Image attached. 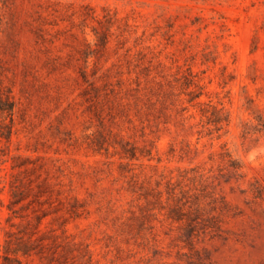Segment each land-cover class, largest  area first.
Returning a JSON list of instances; mask_svg holds the SVG:
<instances>
[{
  "label": "rangeland",
  "instance_id": "374dc122",
  "mask_svg": "<svg viewBox=\"0 0 264 264\" xmlns=\"http://www.w3.org/2000/svg\"><path fill=\"white\" fill-rule=\"evenodd\" d=\"M8 98L0 264H264V0H0Z\"/></svg>",
  "mask_w": 264,
  "mask_h": 264
},
{
  "label": "trees",
  "instance_id": "16d2710c",
  "mask_svg": "<svg viewBox=\"0 0 264 264\" xmlns=\"http://www.w3.org/2000/svg\"><path fill=\"white\" fill-rule=\"evenodd\" d=\"M107 41H108V39L106 37V39L104 40V43H106ZM14 109H15V102L11 101L9 98H8V100L5 101L3 106L0 105V110H11V113H13ZM217 122H220V120H218ZM6 258H8V257L6 256Z\"/></svg>",
  "mask_w": 264,
  "mask_h": 264
}]
</instances>
